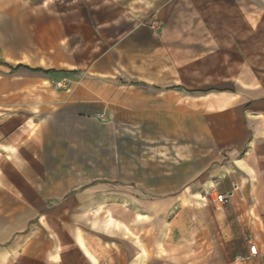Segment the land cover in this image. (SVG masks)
Instances as JSON below:
<instances>
[{
	"label": "crops",
	"instance_id": "0c3cea01",
	"mask_svg": "<svg viewBox=\"0 0 264 264\" xmlns=\"http://www.w3.org/2000/svg\"><path fill=\"white\" fill-rule=\"evenodd\" d=\"M188 204L264 264V0H0V264H191Z\"/></svg>",
	"mask_w": 264,
	"mask_h": 264
},
{
	"label": "rangeland",
	"instance_id": "374dc122",
	"mask_svg": "<svg viewBox=\"0 0 264 264\" xmlns=\"http://www.w3.org/2000/svg\"><path fill=\"white\" fill-rule=\"evenodd\" d=\"M44 3H48V0H20V4L28 6ZM86 4H90V0H84V5ZM38 14L42 15V13H29L28 15L37 16ZM37 38L41 40L42 36H37ZM215 196L216 194L213 198ZM182 208L185 213L196 214V217L194 216L196 250L194 261L191 264H235V256L244 252L246 240L250 239L242 226L239 223L232 224L227 221L225 217L228 214H225V211H212L200 206L191 207L189 204ZM182 208L179 211H182ZM172 216L174 217V209L168 222ZM184 224L187 223L184 222Z\"/></svg>",
	"mask_w": 264,
	"mask_h": 264
},
{
	"label": "built area",
	"instance_id": "2783aa9c",
	"mask_svg": "<svg viewBox=\"0 0 264 264\" xmlns=\"http://www.w3.org/2000/svg\"><path fill=\"white\" fill-rule=\"evenodd\" d=\"M237 190H238V187L234 186L232 192L230 193L216 194L214 198V207L216 209H222L223 207L229 205L231 202L232 196H233V192ZM248 245H249V255L247 257L238 256L236 258V261L239 264H248L254 259H257L258 257H260L258 246L253 242L252 239L248 240Z\"/></svg>",
	"mask_w": 264,
	"mask_h": 264
}]
</instances>
